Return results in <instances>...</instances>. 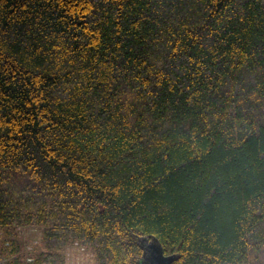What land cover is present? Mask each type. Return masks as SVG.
Here are the masks:
<instances>
[{
	"label": "trees",
	"instance_id": "obj_1",
	"mask_svg": "<svg viewBox=\"0 0 264 264\" xmlns=\"http://www.w3.org/2000/svg\"><path fill=\"white\" fill-rule=\"evenodd\" d=\"M26 222L36 264L152 236L264 264V0H0V227Z\"/></svg>",
	"mask_w": 264,
	"mask_h": 264
},
{
	"label": "rangeland",
	"instance_id": "obj_2",
	"mask_svg": "<svg viewBox=\"0 0 264 264\" xmlns=\"http://www.w3.org/2000/svg\"><path fill=\"white\" fill-rule=\"evenodd\" d=\"M45 229L46 226L32 222L0 227V263H7L17 258L26 264L43 261L46 249ZM58 261L61 264H99L96 252L78 241L64 246Z\"/></svg>",
	"mask_w": 264,
	"mask_h": 264
},
{
	"label": "water",
	"instance_id": "obj_3",
	"mask_svg": "<svg viewBox=\"0 0 264 264\" xmlns=\"http://www.w3.org/2000/svg\"><path fill=\"white\" fill-rule=\"evenodd\" d=\"M143 255L138 264H173L179 255H166L164 248L157 237H140L138 240Z\"/></svg>",
	"mask_w": 264,
	"mask_h": 264
}]
</instances>
